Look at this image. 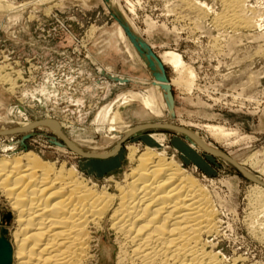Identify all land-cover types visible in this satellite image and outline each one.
I'll return each instance as SVG.
<instances>
[{"label": "rangeland", "instance_id": "rangeland-1", "mask_svg": "<svg viewBox=\"0 0 264 264\" xmlns=\"http://www.w3.org/2000/svg\"><path fill=\"white\" fill-rule=\"evenodd\" d=\"M0 1V156L31 151L115 191L132 165L131 147L165 151L216 202L218 232L209 240L228 258L264 264V205L251 201L257 182L228 158L193 147L183 131L159 124L190 129L264 182V0L242 1L255 26L238 29L215 23L220 0ZM167 51L184 68L165 62ZM143 55L159 62V77ZM187 69L195 74L190 87ZM132 93H152L157 114ZM152 123L159 125L135 129L109 154L132 127ZM207 124L239 135L222 141ZM4 207L0 194V216ZM5 225L13 229L12 219ZM99 237V264H115L113 237Z\"/></svg>", "mask_w": 264, "mask_h": 264}, {"label": "bare ground", "instance_id": "bare-ground-1", "mask_svg": "<svg viewBox=\"0 0 264 264\" xmlns=\"http://www.w3.org/2000/svg\"><path fill=\"white\" fill-rule=\"evenodd\" d=\"M242 1L220 0L223 9L216 14L215 23L231 29L255 26L244 15ZM162 57L175 69L184 68L177 53L167 51ZM143 58L159 77V62L150 56ZM186 74L185 85L190 87L195 74L191 69ZM163 86L160 82L156 84L157 89H164ZM152 95L132 93L130 97H140L144 106L157 114ZM163 103L172 114L173 101L166 89ZM50 122L45 125L52 126ZM156 125L159 124L140 127ZM160 125L183 131L179 125ZM204 127L226 142L232 134L239 135L222 125ZM183 132L190 136L193 147L225 154L195 132ZM128 135L119 139L109 154ZM76 151L84 156L96 155ZM128 159L132 164L129 171L122 183L115 182V191H111L90 182L76 167L57 166L31 151L0 156V194L7 206L1 216L7 214V219L13 222V229L6 226L12 245L11 264H99L100 256L94 248L100 247L99 234L103 232L113 237L115 264H255L246 263L240 256L228 258L218 249L216 241L209 240L218 232L216 202L206 186L174 155L155 152L150 147L143 151L131 147ZM253 180L257 183L252 189L263 195L264 184ZM255 196L251 201L263 206L264 198Z\"/></svg>", "mask_w": 264, "mask_h": 264}, {"label": "water", "instance_id": "water-1", "mask_svg": "<svg viewBox=\"0 0 264 264\" xmlns=\"http://www.w3.org/2000/svg\"><path fill=\"white\" fill-rule=\"evenodd\" d=\"M161 124V123H159ZM179 127V126H178ZM137 128H140V126H134L130 129V131H128L126 134H130L132 131H134L135 129ZM179 129H182L183 131H189V132H192L191 130H188L182 126L179 127ZM209 152L211 153H215L214 151L212 150H209ZM228 159H231L233 160L234 162H236L235 159H232L230 156L226 155V154H220ZM92 156H95V157H105L106 155H100V154H97V155H92ZM236 164L238 165V167L244 171V173H246V175L248 177H250L251 179H254V177H252L245 169L244 167H242L241 165H239L237 162ZM258 180V179H256ZM258 181H261V180H258ZM264 184V182H262ZM8 215L6 214V217H0V264H11L12 262V245H11V242L9 240V237L6 235L7 233V227L5 225V218L7 219Z\"/></svg>", "mask_w": 264, "mask_h": 264}]
</instances>
